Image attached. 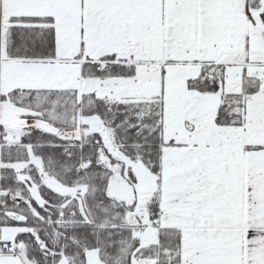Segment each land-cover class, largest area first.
<instances>
[{
  "label": "snow or ice",
  "instance_id": "6c2138e0",
  "mask_svg": "<svg viewBox=\"0 0 264 264\" xmlns=\"http://www.w3.org/2000/svg\"><path fill=\"white\" fill-rule=\"evenodd\" d=\"M0 264H264V0H0Z\"/></svg>",
  "mask_w": 264,
  "mask_h": 264
}]
</instances>
